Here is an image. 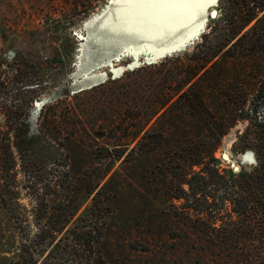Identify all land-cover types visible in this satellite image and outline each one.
Instances as JSON below:
<instances>
[{
    "label": "rangeland",
    "instance_id": "374dc122",
    "mask_svg": "<svg viewBox=\"0 0 264 264\" xmlns=\"http://www.w3.org/2000/svg\"><path fill=\"white\" fill-rule=\"evenodd\" d=\"M223 14L219 0H0V174L13 165L9 185L0 184L7 236L0 260H16L26 243L37 264H73L59 249L67 243L71 249L68 231L75 229L93 231L102 264L250 263L251 256H198L189 240L198 243L200 235L187 234L184 201L173 198L188 190L203 157L206 164L214 158L226 175L251 172L264 150V128L227 112L247 100L250 112L264 87V50L227 57L243 34L235 38ZM96 51L119 55L86 73ZM155 64L154 72L131 77L127 88L118 83ZM195 72L191 82L203 92L193 96L192 111L173 105L138 135L125 133L126 121L186 92ZM149 75L152 83L143 86ZM86 81L92 88L80 95L75 90ZM201 96L210 114L196 100ZM23 129L31 148L25 161L16 144ZM107 148L125 151L124 157L114 159ZM99 191L103 201L92 208ZM43 196L49 237L39 244L35 218ZM52 226H64L63 233Z\"/></svg>",
    "mask_w": 264,
    "mask_h": 264
},
{
    "label": "trees",
    "instance_id": "16d2710c",
    "mask_svg": "<svg viewBox=\"0 0 264 264\" xmlns=\"http://www.w3.org/2000/svg\"><path fill=\"white\" fill-rule=\"evenodd\" d=\"M219 3L224 12L223 21L236 34L235 38L243 34L232 45L231 48L234 52H229L232 56L227 57L241 56L242 53H248L260 47L264 50V0H219ZM253 22H255V25L251 26ZM248 27L250 28L244 32ZM195 58L201 59L200 56ZM158 65H149L125 73L118 79V83H120V86L127 88L128 83H131V77L141 75L145 71L154 72ZM165 65L166 62L164 61L159 66ZM195 75L196 72L185 81L188 90L175 101L165 97L153 103V106L148 107V116L142 118L138 116L135 119L126 121L124 123L125 133L132 136L138 135L139 129L144 130V127L149 126L153 118H157V120L166 118L168 109L173 105L182 104L184 110L192 111V108L197 105L193 96L197 95L196 92H203V90H198L200 88L197 82H191L196 77ZM153 78V75H149L147 79H143V86L150 85ZM113 82L112 80L108 84L102 85L107 87L109 83L112 84ZM102 85L90 91H97ZM83 93L85 92H81L80 95ZM196 100L203 107L204 112L208 114L212 112L202 96ZM235 105V111L227 110L231 117L233 114V117L243 120L251 118L250 120L255 121L258 127L264 128V87L260 88L258 94L252 99L249 113L245 111L248 100L246 104L239 101ZM153 131V127L146 130L145 138L151 137ZM27 134L24 129L16 133V144L24 161L28 152L31 151ZM107 150L112 153L111 157L114 159L120 160L124 157L125 151L110 150L108 148ZM204 161L205 157L196 163L195 166L200 167L201 170L192 172L191 178L186 182L188 190L181 188L180 192L173 196L175 200L184 201L182 208L184 210L183 218L188 221L187 226L184 227L187 234L189 236L194 233L200 235L201 241L197 243L190 239V246L195 249L198 256H251L247 259L250 260L249 264H264V150L260 151L258 164L251 172L246 170L239 173L228 171L225 175L214 164L216 162L214 158L211 159L212 163L209 164ZM12 167L11 164L2 168L0 184L3 181V187L5 184L6 186L9 185L8 177H10ZM96 185L93 184L89 189L90 194L95 192ZM44 199L43 196L38 200L41 205L36 210L35 218L41 226L36 238L39 244L45 243L49 237V232L43 225L49 214L46 207L42 206ZM94 200L92 208L99 206L103 201L101 191L98 192ZM63 227L53 228L52 226L51 230L57 229L56 232L61 234L64 230ZM68 232H71L75 243H73L71 249L68 243L63 244V247L59 249V253L66 254L65 257L68 262L73 264H102L104 262L102 257L94 256L95 238L92 230L77 232L73 229ZM5 237L7 236L4 228L0 226V252L3 254L7 252L4 251ZM13 241L14 236L11 234L8 237V245H13ZM27 245L26 243L22 245L16 260L5 257L0 260V264H37L35 255L32 254L31 248ZM207 261L209 262V260Z\"/></svg>",
    "mask_w": 264,
    "mask_h": 264
},
{
    "label": "water",
    "instance_id": "95a60500",
    "mask_svg": "<svg viewBox=\"0 0 264 264\" xmlns=\"http://www.w3.org/2000/svg\"><path fill=\"white\" fill-rule=\"evenodd\" d=\"M212 16V14H211ZM119 54L114 52V53H106V52H99V51H96L93 53V56L91 58H89L85 64H84V71L86 73L90 72V71H93L95 70L96 68L100 67V66H103V65H106L108 63H110L111 61H113ZM92 88V85L88 84L87 81L86 82H83V85H81V87L75 91L77 92H81V91H84L86 89H90ZM227 160H229L226 155L225 157Z\"/></svg>",
    "mask_w": 264,
    "mask_h": 264
},
{
    "label": "bare ground",
    "instance_id": "6f19581e",
    "mask_svg": "<svg viewBox=\"0 0 264 264\" xmlns=\"http://www.w3.org/2000/svg\"><path fill=\"white\" fill-rule=\"evenodd\" d=\"M226 159V158H225ZM229 159V158H228ZM228 161V160H227ZM238 166V165H237ZM237 168V170H239V167H236Z\"/></svg>",
    "mask_w": 264,
    "mask_h": 264
}]
</instances>
